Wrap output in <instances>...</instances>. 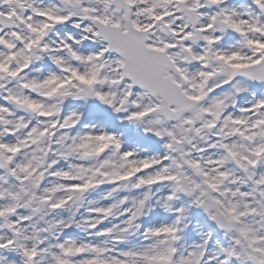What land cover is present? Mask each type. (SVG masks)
Masks as SVG:
<instances>
[{"label": "snow or ice", "instance_id": "6c2138e0", "mask_svg": "<svg viewBox=\"0 0 264 264\" xmlns=\"http://www.w3.org/2000/svg\"><path fill=\"white\" fill-rule=\"evenodd\" d=\"M0 264H264V0H0Z\"/></svg>", "mask_w": 264, "mask_h": 264}]
</instances>
